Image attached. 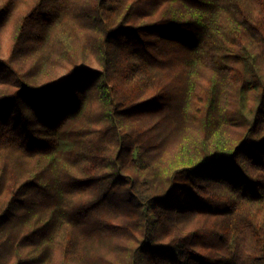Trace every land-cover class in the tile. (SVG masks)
<instances>
[{
	"label": "trees",
	"instance_id": "trees-1",
	"mask_svg": "<svg viewBox=\"0 0 264 264\" xmlns=\"http://www.w3.org/2000/svg\"><path fill=\"white\" fill-rule=\"evenodd\" d=\"M0 264H264V0H0Z\"/></svg>",
	"mask_w": 264,
	"mask_h": 264
}]
</instances>
